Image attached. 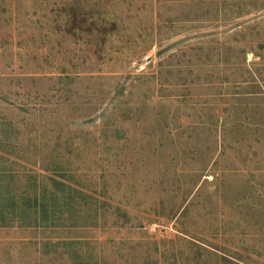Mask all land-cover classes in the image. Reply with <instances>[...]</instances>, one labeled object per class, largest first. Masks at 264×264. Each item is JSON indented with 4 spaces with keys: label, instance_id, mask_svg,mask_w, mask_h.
<instances>
[{
    "label": "rangeland",
    "instance_id": "rangeland-1",
    "mask_svg": "<svg viewBox=\"0 0 264 264\" xmlns=\"http://www.w3.org/2000/svg\"><path fill=\"white\" fill-rule=\"evenodd\" d=\"M0 264H264V0H0Z\"/></svg>",
    "mask_w": 264,
    "mask_h": 264
},
{
    "label": "trees",
    "instance_id": "trees-1",
    "mask_svg": "<svg viewBox=\"0 0 264 264\" xmlns=\"http://www.w3.org/2000/svg\"><path fill=\"white\" fill-rule=\"evenodd\" d=\"M64 184V183H63ZM72 199L73 202H76V199L73 197L68 196L67 194H62V195H58L54 194V196L51 197V199H44L43 202L40 204V201L38 200V198H35V202H33L34 204H30V206H28V210L30 212V219H33L34 221L38 222V220H43L44 222H48L50 220H57V218L53 219L52 217L57 215L56 211H50L48 208L50 206L51 203L56 204L57 202H68L69 199ZM75 199V201H74ZM63 212V211H62ZM64 214V213H63ZM34 216V217H32ZM58 216V215H57Z\"/></svg>",
    "mask_w": 264,
    "mask_h": 264
}]
</instances>
